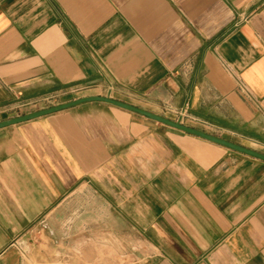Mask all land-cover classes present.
<instances>
[{
    "label": "crops",
    "instance_id": "crops-1",
    "mask_svg": "<svg viewBox=\"0 0 264 264\" xmlns=\"http://www.w3.org/2000/svg\"><path fill=\"white\" fill-rule=\"evenodd\" d=\"M88 97L264 154V0H0V123ZM41 222L59 250L264 264V161L84 103L0 129V264Z\"/></svg>",
    "mask_w": 264,
    "mask_h": 264
},
{
    "label": "rangeland",
    "instance_id": "rangeland-1",
    "mask_svg": "<svg viewBox=\"0 0 264 264\" xmlns=\"http://www.w3.org/2000/svg\"><path fill=\"white\" fill-rule=\"evenodd\" d=\"M77 231V236L72 240L74 242L70 245L67 242L59 250L51 244L47 224L41 222L38 228L24 239L23 248L30 254L29 264H137V261L132 259L131 252L123 251L115 242L91 244L84 238L83 229ZM59 254L75 255V259L71 262L55 260V256L58 257Z\"/></svg>",
    "mask_w": 264,
    "mask_h": 264
},
{
    "label": "water",
    "instance_id": "water-1",
    "mask_svg": "<svg viewBox=\"0 0 264 264\" xmlns=\"http://www.w3.org/2000/svg\"><path fill=\"white\" fill-rule=\"evenodd\" d=\"M88 102H104V103H108V104L117 106L119 108L125 109L127 111L139 114V115H141L143 117H146L148 119L156 121L158 123H161V124L167 125L169 127L175 128L177 130L183 131V132H185L187 134H191V135L200 137V138H202L204 140L210 141V142L215 143L217 145L226 147V148L231 149L233 151H236V152H239V153H242V154H245V155L251 156L253 158H256V159L264 161V154H261L259 152L254 151V150H250V149L238 146V145L233 144L231 142H228L226 140H223V139H220L218 137L209 135V134H207L205 132H202V131L196 130L194 128L185 126V125H183L181 123H178V122H175V121H172V120H168V119L160 117V116H156V115H154L152 113L146 112V111L141 110L139 108H136L134 106H130L128 104H125V103H122V102H119V101H115V100H112V99L106 98V97L82 98V99H79V100H76V101H73V102H69V103H66V104L59 105V106H55V107H51V108H48V109L40 110V111L31 113V114H28V115H24V116H21V117H18V118H14V119H11V120H7V121H4V122H1L0 123V129L7 128V127H10V126L19 125V124H22V123H26V122H29V121H32V120H35V119H38V118H41V117L52 115V114H55V113H58V112H61V111H64V110L79 106V105L84 104V103H88Z\"/></svg>",
    "mask_w": 264,
    "mask_h": 264
},
{
    "label": "built area",
    "instance_id": "built-area-1",
    "mask_svg": "<svg viewBox=\"0 0 264 264\" xmlns=\"http://www.w3.org/2000/svg\"><path fill=\"white\" fill-rule=\"evenodd\" d=\"M241 89L245 92H247L248 94V91L244 88V86H241ZM185 114V112H179V115L183 116Z\"/></svg>",
    "mask_w": 264,
    "mask_h": 264
}]
</instances>
